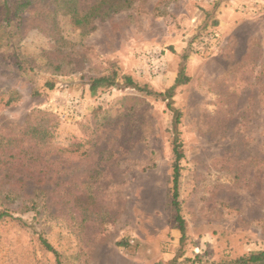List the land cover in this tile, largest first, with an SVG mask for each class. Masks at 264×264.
Listing matches in <instances>:
<instances>
[{
	"label": "rangeland",
	"instance_id": "obj_1",
	"mask_svg": "<svg viewBox=\"0 0 264 264\" xmlns=\"http://www.w3.org/2000/svg\"><path fill=\"white\" fill-rule=\"evenodd\" d=\"M20 16L0 41V264H57L40 236L63 264L264 250V0H33Z\"/></svg>",
	"mask_w": 264,
	"mask_h": 264
},
{
	"label": "trees",
	"instance_id": "obj_2",
	"mask_svg": "<svg viewBox=\"0 0 264 264\" xmlns=\"http://www.w3.org/2000/svg\"><path fill=\"white\" fill-rule=\"evenodd\" d=\"M73 1V0H71ZM33 3V0H0V28L1 32H3L4 37H0V41L6 39V33L4 28L6 26H9L11 21L15 18L21 17L20 13L29 5ZM74 13H78L76 9L73 10ZM77 20L76 22L78 24H84V16L80 14H77ZM6 24V26H4ZM125 84L126 85H134V81L130 76H125ZM189 81V77L183 75V71L181 72L180 76L176 79V85L177 84H184ZM118 83V77L117 73L114 72L112 74L100 76L93 78L91 81V90L97 91L100 87H111L115 86ZM50 88H54L53 83H48ZM175 86H173V89ZM179 116L180 113H177L176 116V123L179 122ZM174 154H175V160L173 164V184H174V201L173 204L176 208V220L179 224V229L182 233L181 240L183 241L185 239L186 235V225L185 220L182 217L180 211L181 206L180 202L178 200L179 198V179L181 176V163L180 161L185 157L184 151H183V143L179 140L178 136L175 139L174 142ZM33 203V202H32ZM12 218L13 215L8 210H0V220H4L5 218ZM21 220V219H20ZM22 222V220H21ZM23 223V222H22ZM41 244L50 252L54 253L56 255V261L57 264H63L60 259V253L57 251L56 248L53 247V245L43 236L39 237ZM121 245H125L124 242H120ZM235 264H264V250H260L257 252H252L248 255H244L234 261Z\"/></svg>",
	"mask_w": 264,
	"mask_h": 264
},
{
	"label": "built area",
	"instance_id": "obj_3",
	"mask_svg": "<svg viewBox=\"0 0 264 264\" xmlns=\"http://www.w3.org/2000/svg\"><path fill=\"white\" fill-rule=\"evenodd\" d=\"M202 38V37H201ZM201 47L204 49L203 45H201ZM208 50L210 49V47L207 48ZM206 49V51H208ZM156 61H157V64L152 68V72L153 73H162L165 71L166 69V66H167V61L164 57V55L162 54V52H159L158 54H156L155 56L152 55Z\"/></svg>",
	"mask_w": 264,
	"mask_h": 264
}]
</instances>
